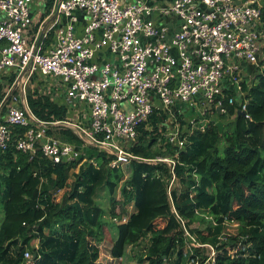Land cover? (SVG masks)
<instances>
[{
    "label": "built area",
    "instance_id": "1",
    "mask_svg": "<svg viewBox=\"0 0 264 264\" xmlns=\"http://www.w3.org/2000/svg\"><path fill=\"white\" fill-rule=\"evenodd\" d=\"M263 1L42 0L38 8L36 0H0V77L6 79L0 157L13 140L14 127L20 126L26 130L14 144L24 153L35 155L40 149L53 163H70L94 146L106 153L110 166L124 167L142 159L132 148L142 126L153 129L154 114H166L159 123L164 137L184 148L192 129L180 116L193 108L198 115L188 120L191 128L204 130L215 109L224 111L226 90L234 89L229 101L242 106L244 84L252 85L263 72ZM79 12L86 21L82 32L76 29ZM248 65L256 72H247ZM28 87L34 98L48 96L78 115L83 105L87 114L83 119L42 120L31 109ZM65 127L79 137V144L49 134ZM152 161L166 162L171 169L168 192L177 214L172 199L177 158ZM177 217L188 264H219L217 246L198 241ZM245 249L239 242L231 254ZM24 264H35L30 248Z\"/></svg>",
    "mask_w": 264,
    "mask_h": 264
},
{
    "label": "trees",
    "instance_id": "2",
    "mask_svg": "<svg viewBox=\"0 0 264 264\" xmlns=\"http://www.w3.org/2000/svg\"><path fill=\"white\" fill-rule=\"evenodd\" d=\"M244 91L246 103L240 106L229 101L235 90H226L224 111L215 109L204 130L191 128L180 116L192 129L182 149L164 137L159 123L166 114H154L153 129L140 128L132 151L142 159L128 164V175L121 166H110L106 153L94 146L70 163H53L40 149L35 155L19 151L14 140L26 127H14L13 140L0 157V264H24L28 248L35 264H115L102 257L110 225L96 197L104 187L112 195L110 222L117 229L107 248L112 260L121 261L128 247L142 244L135 254L139 264H188L178 214L198 241L217 246L219 264H264V70L252 85L244 84ZM3 97L0 87V103ZM28 101L42 120L68 116L67 108L48 96L30 94ZM241 108L248 117L240 114ZM57 133L80 143L70 128ZM159 156L177 158L178 184L172 189L177 214L168 192L171 169L166 162L152 161ZM235 223L236 232L230 233ZM239 242L246 249L231 254Z\"/></svg>",
    "mask_w": 264,
    "mask_h": 264
},
{
    "label": "rangeland",
    "instance_id": "3",
    "mask_svg": "<svg viewBox=\"0 0 264 264\" xmlns=\"http://www.w3.org/2000/svg\"><path fill=\"white\" fill-rule=\"evenodd\" d=\"M261 63L260 64H264V59L261 58ZM256 68L254 67L253 70H255ZM254 78V76H250V81H252V79ZM28 93L29 95L32 94L31 93V88L28 87ZM74 109H71V112H73ZM195 115H198L197 111L194 110L193 108H190L189 110H187L185 113H184V118L186 120H189L190 118H192V116H195ZM215 116L213 115V118ZM60 130H52V132H55L56 135H61V134H58L57 132H59ZM62 137V135H61ZM62 139H64L62 137ZM221 146L224 147L225 146V143L222 142L221 143ZM125 171V173L128 175V173L130 172V169H129V166L128 165H125L124 167H122ZM116 197L117 199H120V189L118 187L117 191H116ZM63 195V194H62ZM61 195V196H62ZM60 196V197H61ZM96 200L97 202L100 204V206L103 207L104 209V220L108 223V226L107 229H106V241L104 242V245L103 243L101 244L103 247V260L104 262H113L115 264H139L137 263L136 261V257H135V254L138 253L141 249H142V244L138 245V246H130L127 248V251H126V254L125 256L123 257V259L121 261H116V260H112V258L110 257V255H107L108 254V251H107V248L110 247V245L112 244L111 243V236L112 237H115L116 238V234H117V229L115 227V224L114 223H111L110 222V219H111V215H110V208H111V200H112V195L110 194L109 190L107 188H101L97 194V197H96ZM128 210H129V213L133 211V208L130 206L128 207ZM117 211H121L120 207H117ZM3 216H4V213H3V206H2V202L0 200V225L2 223V220H3ZM229 232L230 233H235L236 232V225H233L229 228ZM105 255V256H104Z\"/></svg>",
    "mask_w": 264,
    "mask_h": 264
},
{
    "label": "crops",
    "instance_id": "4",
    "mask_svg": "<svg viewBox=\"0 0 264 264\" xmlns=\"http://www.w3.org/2000/svg\"><path fill=\"white\" fill-rule=\"evenodd\" d=\"M41 1L42 0H36V5H37L38 8H41L42 7V5H41L42 2ZM128 1H135V0H128ZM171 1L172 0H157V2L158 3H161V4H167V3L171 2ZM263 3H264V1H263ZM79 13H80L79 14L80 15V18L79 19L80 20L77 23L78 26L76 27V29H77V32H82V26H83L84 23H86V21H85L84 16L81 14V12H79ZM253 68H254V66L248 65L246 67V71L247 72H251V73H255L256 71H254ZM5 82H6V79L4 80V77H0V87L2 88V91L4 89ZM54 91L55 92H58L57 88H54ZM57 95H58V100L61 103H63L64 102V96L62 95V93H58ZM76 106H78V105H76ZM79 108L81 109V112L79 113V115L77 114V111L76 110H73V112L70 111L68 113V116L67 117H71L73 119H83V117L87 114V111H83V105H79L78 109ZM4 115H5V112L2 111L1 118H4ZM61 129H64V128H56V130H61ZM52 130H54V129H52ZM52 130L49 131V134L50 135H53V136H56V137L62 139L61 136L59 137L58 135L55 134V132H52ZM62 140H66V139H62Z\"/></svg>",
    "mask_w": 264,
    "mask_h": 264
},
{
    "label": "water",
    "instance_id": "5",
    "mask_svg": "<svg viewBox=\"0 0 264 264\" xmlns=\"http://www.w3.org/2000/svg\"><path fill=\"white\" fill-rule=\"evenodd\" d=\"M217 111H218L219 113H222V112H221V107H218V108H217ZM239 112H240V114H242L243 116H246V111H245V110H239ZM217 126H218V128H219L220 133H222V132H223V129H224V123H223V121H222V120H219V121L217 122Z\"/></svg>",
    "mask_w": 264,
    "mask_h": 264
}]
</instances>
